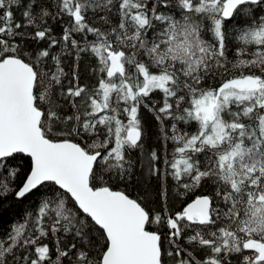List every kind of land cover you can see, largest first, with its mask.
Wrapping results in <instances>:
<instances>
[{
	"label": "snow or ice",
	"instance_id": "1",
	"mask_svg": "<svg viewBox=\"0 0 264 264\" xmlns=\"http://www.w3.org/2000/svg\"><path fill=\"white\" fill-rule=\"evenodd\" d=\"M261 11L264 0H0V202L37 197L0 237V264H264ZM82 55L96 60L92 84ZM142 108L171 144L148 153V171L162 163L177 199L200 190L180 210L111 185L143 150Z\"/></svg>",
	"mask_w": 264,
	"mask_h": 264
},
{
	"label": "trees",
	"instance_id": "2",
	"mask_svg": "<svg viewBox=\"0 0 264 264\" xmlns=\"http://www.w3.org/2000/svg\"><path fill=\"white\" fill-rule=\"evenodd\" d=\"M42 3H50L51 0H41ZM20 11L15 12V19L22 21ZM264 15V11L260 12ZM240 18L238 17L237 20ZM66 23V21H65ZM100 23L99 20L96 21ZM49 24L53 27L54 35L59 38L62 31L61 25L56 21H49ZM27 32H32L33 29H25ZM29 47H46L45 42H40L38 45L32 41H27ZM235 43L229 45V58H232L235 52ZM73 60L69 58L66 62L65 71H70L73 65ZM79 67L77 69L80 76L81 83L92 84L95 82V74L93 68L96 67V60L90 55H82L78 59ZM158 99L159 97H154ZM145 136L143 150H134L130 153V159L132 161L131 174L125 180L113 179L111 185L114 190L125 191L132 198H141L152 209L159 211L164 207L165 203L169 211L180 210L185 206V202H191L195 198V195L200 194V190H197L195 194L189 193L187 197L181 199L176 198V187L174 182L169 178L162 185V175L164 171V165L160 162L161 176H156L148 171V153L152 150L157 151L162 157L169 151H171V144L165 145L162 143V137L160 132V125L156 121L155 117L147 111V109H141ZM17 165H23V168L27 167L26 158H18L14 161ZM211 189L204 188L203 192L207 194ZM162 191H166L168 194L167 201H163L161 198ZM37 197H29L23 201L16 200L12 196L7 197L5 201L0 202V237H4L10 230L11 226L18 221H23L25 212L35 208ZM49 243L50 241H44ZM167 246V241H165ZM169 264H173V261L169 260ZM236 264V261H234Z\"/></svg>",
	"mask_w": 264,
	"mask_h": 264
}]
</instances>
